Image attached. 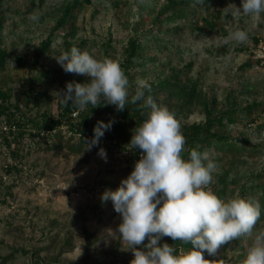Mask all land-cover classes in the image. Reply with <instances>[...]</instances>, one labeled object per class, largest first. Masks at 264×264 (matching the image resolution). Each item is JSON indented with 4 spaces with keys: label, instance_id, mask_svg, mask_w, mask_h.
Here are the masks:
<instances>
[{
    "label": "rangeland",
    "instance_id": "374dc122",
    "mask_svg": "<svg viewBox=\"0 0 264 264\" xmlns=\"http://www.w3.org/2000/svg\"><path fill=\"white\" fill-rule=\"evenodd\" d=\"M72 1L0 0V49L8 53L0 69V87L30 118L55 113L66 98L65 86L89 100L103 96L110 102L111 95L100 86L103 73L119 67L133 28L150 27L155 11L166 0H119L117 5L114 0H79L68 22L76 32L70 49L62 35H55L50 51L34 61L61 7ZM216 8L221 14L212 29L191 30L200 17H211ZM157 26V43L144 45V54L154 58L143 56L137 59L140 65L130 67L124 80L127 89L144 91L172 69H185L208 98H214L210 104L215 111L228 103L239 107L257 102L250 117L238 112L236 121L223 127L241 141L248 138L243 154H225L211 145L203 153V167L197 158L181 166L190 193L210 212L237 197V190L227 191L224 198L215 200L212 185L222 168L230 170L229 178L237 179L236 187L264 182V3L247 1L240 7L236 0L189 2L181 17L159 21ZM253 35L260 39L255 47ZM108 41L105 61L103 44ZM16 55L25 59L23 67L17 65ZM188 62L191 66L186 69ZM28 86L33 89L30 99L23 94ZM145 99L163 109L176 102L173 97L166 99L164 91ZM177 118L182 125L205 116L195 104ZM57 139L34 148L33 138L25 135L18 157L9 152L16 144L8 149L0 143V264L143 262L148 256L143 242L149 237L157 194L150 187L153 174L130 166L125 152L116 146L84 143L80 151H73L68 145L77 141ZM6 166H12L10 171ZM199 171L202 179L195 177ZM259 195L257 189L253 191L254 202ZM246 208L247 203L241 207ZM241 227V233L225 237V245L214 239V256L232 263L264 264V212L253 227L248 221H242Z\"/></svg>",
    "mask_w": 264,
    "mask_h": 264
},
{
    "label": "trees",
    "instance_id": "16d2710c",
    "mask_svg": "<svg viewBox=\"0 0 264 264\" xmlns=\"http://www.w3.org/2000/svg\"><path fill=\"white\" fill-rule=\"evenodd\" d=\"M85 1L89 2L90 0ZM188 1L205 4L211 0H166L155 11L150 27L146 30L137 26L133 28V33L127 37L123 46L124 53L119 67L116 70H106L100 80L103 93L111 95L110 102L103 96L89 100L78 94L73 87L65 86L66 98L60 104L59 109L55 113L43 112L42 118L37 120L21 112L19 104L11 102L9 92L0 87V116H3L9 126L15 127L9 132L0 131V143L8 149L12 144H16L17 149L13 146L9 151L13 157L19 156L17 150L21 146L20 139L25 135L33 138L36 143L33 145L34 148L36 145L39 146V143H45L48 146L52 142H56L53 140L58 138L57 141L63 139L77 141L76 144H69L68 146L73 151H80L84 143H90L88 140L80 137H64L61 131H57L54 135H40L41 131L57 128L61 124L72 126L73 122L68 116L72 110L78 112L79 121L84 128L89 127L102 139L116 140V143L109 144L110 146H116L121 151H126L129 148H141L143 150L152 148L156 150V165H165L161 169L157 168L155 173V176L157 175L161 179V185L156 189L153 185L150 186L157 192L154 198V216L149 224V237L143 242L148 256L139 264L232 263L226 259L215 257L211 243L214 239L219 238L222 245H225L227 243L225 237L231 233L242 232V221H248L253 227L264 212V182L248 187L242 183L236 187L237 179L229 178L230 170L222 168L217 173L212 185L215 200L224 198L227 191L234 193L237 190V197L207 212L204 204L190 193L191 187L182 180L180 170L181 166L195 158L203 167L205 163L203 153L211 145L225 154H243L249 142L248 138L244 137L241 141L239 138L226 134L223 127L225 123L235 122L234 116L238 112L244 113L245 117H250V113L257 106V102H248L244 106H239L240 108L228 103L225 108H219L215 111L210 104L215 102L214 98L209 99L206 92L197 85L196 80L187 76L185 69H172L164 78L157 80L154 84H148L144 91L138 88H126L127 83L124 80L129 74L130 67L134 64H141L137 59L143 56L149 60L154 58L144 54V45L145 42L157 43L158 39L154 29L158 30V22L162 20L171 21L181 17L185 5L189 3ZM236 1L240 7L247 1L260 5L264 3V0ZM113 3L117 5L119 0H114ZM76 4H79V0L67 2L61 7V13L55 18L48 35L40 42L38 50L34 53V61H37L42 54L50 51L55 35H62L64 43L70 49V39L74 37L76 32L72 24L68 22L72 18V9ZM167 12L168 14L163 17ZM211 14V17L206 15L200 17V22L197 21L193 24L191 30L205 32L212 29L216 24V19L220 17L221 9L216 8L212 10ZM251 40L255 47L260 39L253 35ZM103 45L105 47L104 60L106 61L108 58L106 46L109 45V41ZM7 56L6 50L0 49V69L5 67ZM14 59L20 67L25 65L26 61L22 56L16 55ZM247 63L249 64V61ZM190 66L191 62H188L184 67L189 69ZM42 74L47 75V72L42 71ZM32 90L30 86L24 88L23 94L27 96V99L31 98L29 95ZM158 91H164L166 99L173 97L176 102L168 103V106L163 109L156 101H146V96L154 97ZM228 97L231 96H227V99ZM195 104H199L203 109L205 118L181 125L177 118L179 112L182 110L190 112ZM144 122H147L148 125L145 126ZM26 127L32 128L34 133ZM36 136H39L40 140L35 139ZM104 144L106 143L100 142L98 145ZM131 155L134 156V154ZM126 158L130 166L135 168L130 162L131 156L129 158L126 156ZM11 168L12 166H6L7 171H10ZM195 177L202 179V171H199ZM256 189L260 191V195L254 202L252 195ZM249 192L250 194L246 196V193ZM246 203L247 208L241 209ZM247 213L248 216H246ZM157 221H160V225H157ZM173 222L175 223L174 226L171 225ZM37 264L52 263L41 262Z\"/></svg>",
    "mask_w": 264,
    "mask_h": 264
},
{
    "label": "built area",
    "instance_id": "2783aa9c",
    "mask_svg": "<svg viewBox=\"0 0 264 264\" xmlns=\"http://www.w3.org/2000/svg\"><path fill=\"white\" fill-rule=\"evenodd\" d=\"M77 113L78 112L76 110H72L68 115L70 117V121L73 122L72 126H68L67 124H61L57 128L48 129L46 131H41L40 135H44V134L54 135L57 131H61L64 134V137H69V136H72L74 138L80 137V138L88 140L92 144H98L100 142H103L106 144L116 143V140L114 139L111 141L109 139H102L97 133L92 132L89 127L84 128L82 123H80L79 121V117ZM144 125L147 126L148 124L144 122ZM26 128L32 133H34V130L32 128H29V127H26ZM10 129L13 130L15 129V127L13 125L9 126L6 123L3 116H0V131L9 132ZM35 139L40 140V137L36 136ZM43 144L45 145V143ZM124 152L126 153V156L128 158L129 156H131L130 162L135 168L145 171L147 173L151 172L153 174V186L155 189L161 185V179L157 175L155 176V173H156L157 168L161 169L164 167L165 164L156 165L157 152L155 149L146 148V150H143L141 148H129ZM131 154H134V156H132ZM171 225L174 226L175 223L173 222ZM229 264H232V263H229ZM234 264H240V263H234Z\"/></svg>",
    "mask_w": 264,
    "mask_h": 264
}]
</instances>
